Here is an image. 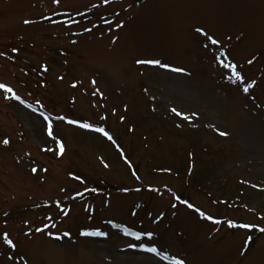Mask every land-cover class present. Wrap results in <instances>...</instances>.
<instances>
[{
	"label": "rangeland",
	"instance_id": "1",
	"mask_svg": "<svg viewBox=\"0 0 264 264\" xmlns=\"http://www.w3.org/2000/svg\"><path fill=\"white\" fill-rule=\"evenodd\" d=\"M0 84V264H264V0H0Z\"/></svg>",
	"mask_w": 264,
	"mask_h": 264
},
{
	"label": "snow or ice",
	"instance_id": "2",
	"mask_svg": "<svg viewBox=\"0 0 264 264\" xmlns=\"http://www.w3.org/2000/svg\"><path fill=\"white\" fill-rule=\"evenodd\" d=\"M59 2V0H57V3ZM26 23H28V21H26ZM197 32H200L202 35H206L207 36V33H204L201 29H197ZM208 39L211 41V43L213 45H216L219 43V41H217L216 39H214L213 37L211 36H208ZM253 61L249 60L248 63L251 64ZM137 63H140V64H151V65H156V66H159V67H163V68H166L170 71H173V72H183L184 70L183 69H179V68H169L168 65H162L160 64V61L158 60H139L137 61ZM220 63V66L222 68H225V69H228L230 72H231V76L229 77L230 81L233 82V83H239L241 85H245L243 87V92L245 94H247L249 92V89L250 88H253L255 87V84L254 83H249V84H245V79L244 77L237 71V65L234 64V63H225L223 61H219ZM48 69L45 68L44 71H47ZM96 82L93 81V84H95ZM73 87H75V85H73ZM0 89H3L6 93H10L11 94V99H15L17 101H20L21 103H23V101L21 100V98L16 95V93L13 91V89L11 87H8L4 84H0ZM172 112L175 113L177 116H181L182 114L177 111V109L173 108L172 109ZM60 120H66V122L68 124H75L77 125L79 128H82V129H86V130H90V131H94V132H98V133H101L102 135H104L108 140H112L113 137L110 136L103 128H98V127H93L91 124H88V123H79L77 120H74V119H66V117H63V116H60L58 117ZM184 119H188V117H183ZM45 120H48L49 118L47 116L44 117ZM47 131H48V136L49 137H52L53 139H55V137L53 136V129H52V125H51V122L48 123L47 125ZM220 135L221 136H225L226 133L224 132H220ZM10 142L8 140H5L4 141V144L7 145L9 144ZM48 149H45V151H47ZM64 152H65V147H64V144L62 142L59 143V155L60 156H63L64 155ZM107 166V165H106ZM33 173H35L37 171V169L33 168L32 169ZM45 171H47L45 169ZM182 203H185L186 206L189 208V209H194V206L190 203H187V201H181ZM175 207V205H173ZM196 210V209H194ZM198 211V210H197ZM65 215H67V213H65ZM200 217L204 220H210L212 221L213 223L215 224H221L223 223V221H219V220H214L212 217L210 216H206L203 212H200L199 213ZM228 227L229 228H234V227H237L236 224H234L233 222L229 221L228 222ZM238 227L240 228H244V229H251L252 226L250 225H247V224H241V225H238ZM37 231H43V229H37ZM257 231L261 232V233H264V228H258ZM127 234V233H125ZM67 235V234H65ZM81 235L83 236H103L104 233L102 232H82ZM137 239H140V236L137 235L136 236ZM4 241L8 244V246L10 248H15L16 245L13 243V241L11 239L8 238V235L7 233L4 234V237H3ZM58 239V238H57ZM251 241V237H249V242ZM144 251H147V252H151L153 254H156L157 253V249L156 248H145L143 249ZM173 264H185V262L183 260H174L173 261Z\"/></svg>",
	"mask_w": 264,
	"mask_h": 264
}]
</instances>
